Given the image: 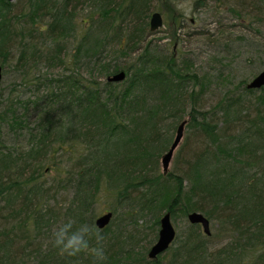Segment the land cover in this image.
Here are the masks:
<instances>
[{
  "label": "trees",
  "instance_id": "obj_1",
  "mask_svg": "<svg viewBox=\"0 0 264 264\" xmlns=\"http://www.w3.org/2000/svg\"><path fill=\"white\" fill-rule=\"evenodd\" d=\"M192 1L196 11L226 7L216 22L229 30L212 39L217 52L247 40L246 33H264V0ZM26 3L24 10L0 0V78L9 66L24 77L39 62L60 70L46 75L38 68L31 88L0 98V263L94 264L88 254L69 257L52 244L60 223L73 218L100 230L102 264H158L146 258L149 247L128 245L146 228L157 238L164 212L197 210L219 223L218 233L227 231L208 251L210 264H264V84L249 88L242 78L210 102L218 85L231 82L227 72L214 64L199 70L195 55L148 38L155 0ZM78 15L84 24L76 37ZM119 70L122 80L106 79ZM183 118L180 166L163 172L159 160ZM3 132L25 144H7ZM43 168L54 171L47 182ZM101 187L113 198L112 216L120 209V219H128L119 230L109 226L114 216L103 227L87 216ZM65 188L73 194L58 217L51 202ZM190 225L167 264L192 263L211 248V234Z\"/></svg>",
  "mask_w": 264,
  "mask_h": 264
},
{
  "label": "rangeland",
  "instance_id": "obj_2",
  "mask_svg": "<svg viewBox=\"0 0 264 264\" xmlns=\"http://www.w3.org/2000/svg\"><path fill=\"white\" fill-rule=\"evenodd\" d=\"M12 4H15L14 7L16 9H21L22 7L24 10H26L28 0H10ZM22 8V9H23ZM154 10H158L162 15V25L159 26L158 29L155 31H152V33L148 36V38H152L157 41V43L160 45L161 48H168L169 51L175 50L176 54L184 56L185 53L189 55H195L194 59L195 65L198 67L199 70L206 69L208 65L214 64L216 67L223 68L224 72H227L228 78L231 82L227 84H220L218 85L220 89V92L216 91L214 94L210 96V102L217 98L227 87H232L238 80H241L242 78H246L249 80L252 75L260 71L262 67L264 66V33L261 32V35H251V34H245L244 37L248 38L245 40V38H242L240 40H234L230 42V47L225 48L223 51L217 52L216 49L213 47L215 46L212 44L213 38H219L221 36V32L223 30V33L228 32V28L225 27H217L218 24L216 20L220 18L219 15L222 13H226V7L225 6H218L213 4L211 8L206 9H199L196 11L194 8V3L192 0H155ZM182 12V18L178 16V14H181ZM179 14V15H180ZM83 16L78 15L75 19V23L77 25L75 36L77 37L79 35L80 30L83 27ZM184 18V19H183ZM180 19H183V26L179 25ZM236 21V19H235ZM197 29H203L207 30V32H195L194 30ZM192 31V33H190ZM243 33L244 30L239 29L235 30L234 33ZM40 35L36 33V39L40 40ZM224 36V35H223ZM250 39L254 42L258 43L257 45H245L246 42L250 43ZM176 40V42H175ZM115 46L110 47V56L115 52ZM212 55L217 56L216 58H219V61L215 60L216 63H213ZM263 61V62H262ZM39 68L40 74H46V75H55L60 68L54 67V66H44L42 62L36 63L35 66L30 67L28 70V73L26 74V77H24V73L16 69L13 66H9L4 69V72L1 74L0 78V98L4 96H11V98L14 95H17L19 90H23L25 86L32 87V82L35 80L34 75L36 73V70ZM22 72V73H21ZM25 78H28L29 80L26 81ZM98 78L101 80L103 79V76H99ZM25 79V80H24ZM122 80V79H121ZM120 81V80H119ZM223 82V81H222ZM225 82V81H224ZM195 88H198V85L195 86ZM31 94V95H30ZM24 96H30L32 98V93H29L26 91L24 93ZM186 117V114L184 115ZM4 137L7 141V144H11L13 141H15V145L17 146L19 143L25 144L24 140L21 136H15L14 140H12L11 135H8L7 133ZM174 134V133H173ZM185 141V128L183 136L175 148L172 158L169 163L168 169H178V166H180V158L177 154L179 152V148L182 145V143ZM181 149V148H180ZM45 167V166H44ZM159 168H161V163L159 160ZM54 175V171L52 169L43 168L41 170V176L40 179H46V182L48 178ZM48 185V183L45 184V186ZM72 190L70 188H65L63 190H60L58 193H56L57 201L51 202V204H55L56 208L58 209V217H61V213L68 203L67 201L70 200L72 196ZM95 200L92 201L90 210L87 212V216H90L93 221L95 218L110 209V206L114 204L113 198L110 194V192L105 188L101 187L98 192L95 194ZM50 201H47V203ZM120 209H118V213L115 216H111V218H114V222H111L109 225L111 229L119 230V228L123 227L126 223V220L128 219H120L121 214ZM110 218V219H111ZM129 218V217H127ZM171 222L176 230V236L173 240V242L169 245V247L160 253L155 258H150L146 254V258L156 259L158 261V264H167L168 260L172 257V252L174 250V244L175 239L182 234H185L187 231H190V224L191 222L187 219L186 215H182L181 212H178L176 215H170ZM121 221V223L119 222ZM110 221V220H109ZM125 221V222H124ZM139 223H141L140 220H138ZM60 223L59 221H56L57 224ZM61 224V223H60ZM108 224V223H107ZM195 224V223H193ZM197 230L204 233L202 230V227L199 223H197ZM218 226L219 223L209 220V229H210V239L211 241L210 247L206 252H199L195 253L191 258L193 259L192 263H180V264H210L213 261V258L210 257L209 252H214V249H217L220 244H222L226 239L225 233L227 231H222L218 233ZM144 234L140 238L139 242L138 239H134L131 241V245H137L136 250L143 252L144 247H150V245L155 241V232L152 230H148V228L144 229ZM205 234V233H204ZM137 240V242H136ZM24 243L23 241H21ZM217 247V248H214ZM209 251V252H208ZM147 253V252H146ZM187 258V259H191ZM201 258V259H199ZM211 258V259H210ZM0 264H12V263H0ZM21 264V263H17ZM152 264V263H150Z\"/></svg>",
  "mask_w": 264,
  "mask_h": 264
},
{
  "label": "water",
  "instance_id": "obj_3",
  "mask_svg": "<svg viewBox=\"0 0 264 264\" xmlns=\"http://www.w3.org/2000/svg\"><path fill=\"white\" fill-rule=\"evenodd\" d=\"M162 25V15L158 10H153L149 17V27L150 31H155ZM125 76L124 70H119L113 74L107 75L106 79L110 81H119ZM264 84V66L260 71L255 73L247 82L249 88H259ZM186 123V118H183L177 125L172 141L170 142L166 151L162 154L160 158L161 168L163 172H166L169 167L170 160L172 158L173 152L177 145L179 144L183 133L184 125ZM112 216L110 210L98 215L95 218V224L98 227H103L106 225ZM187 219L191 223H199L202 230L206 233H210L209 229V219L202 212L193 210L187 213ZM176 234V230L171 222L169 211L164 212L159 218V229L157 233L156 240L150 245L147 255L150 258H155L160 253L165 251L171 242L173 241Z\"/></svg>",
  "mask_w": 264,
  "mask_h": 264
},
{
  "label": "clouds",
  "instance_id": "obj_4",
  "mask_svg": "<svg viewBox=\"0 0 264 264\" xmlns=\"http://www.w3.org/2000/svg\"><path fill=\"white\" fill-rule=\"evenodd\" d=\"M102 240L103 236L98 228L87 223L77 226L73 218L60 224L52 234V244L61 254L73 257L85 253L93 258L94 264H102L107 259L100 244Z\"/></svg>",
  "mask_w": 264,
  "mask_h": 264
}]
</instances>
